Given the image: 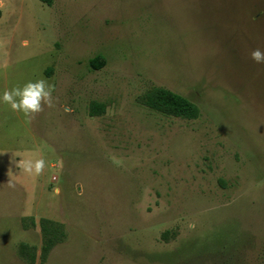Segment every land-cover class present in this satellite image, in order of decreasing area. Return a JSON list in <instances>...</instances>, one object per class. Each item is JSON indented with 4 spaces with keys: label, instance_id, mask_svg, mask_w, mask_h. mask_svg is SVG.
Listing matches in <instances>:
<instances>
[{
    "label": "rangeland",
    "instance_id": "374dc122",
    "mask_svg": "<svg viewBox=\"0 0 264 264\" xmlns=\"http://www.w3.org/2000/svg\"><path fill=\"white\" fill-rule=\"evenodd\" d=\"M256 48L264 0H0V91L52 85L30 116L0 103V264H264ZM157 86L199 117L146 106ZM42 218L65 233L44 260Z\"/></svg>",
    "mask_w": 264,
    "mask_h": 264
},
{
    "label": "trees",
    "instance_id": "16d2710c",
    "mask_svg": "<svg viewBox=\"0 0 264 264\" xmlns=\"http://www.w3.org/2000/svg\"><path fill=\"white\" fill-rule=\"evenodd\" d=\"M43 1L51 3L52 0ZM89 63L91 67L100 69L107 63V59L103 54H97L89 60ZM141 100L149 108L167 115L194 119L199 117L201 112L199 106L190 98L161 86L153 87L146 91ZM105 109L103 103L93 102L90 107V113L91 115H98L103 113ZM41 228L43 232L42 258L44 260L52 247L63 239L65 233L61 224L48 218L41 219ZM168 234L169 232H165L164 237L168 236ZM20 247L23 256L33 263L35 261L34 249L26 242L21 243ZM168 255L173 258L171 261L177 259L175 258L176 252L169 253ZM155 257L159 259L161 255L155 254ZM161 259H164V257Z\"/></svg>",
    "mask_w": 264,
    "mask_h": 264
},
{
    "label": "clouds",
    "instance_id": "9594fccd",
    "mask_svg": "<svg viewBox=\"0 0 264 264\" xmlns=\"http://www.w3.org/2000/svg\"><path fill=\"white\" fill-rule=\"evenodd\" d=\"M256 63H264V51L256 48L250 53ZM52 85L46 79L29 80L22 85H12L0 91V103H7L13 111H20L24 115L40 112L42 103L51 105ZM15 161L16 167L24 173L38 175L45 167L44 158L26 159L22 155Z\"/></svg>",
    "mask_w": 264,
    "mask_h": 264
}]
</instances>
